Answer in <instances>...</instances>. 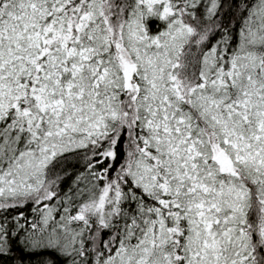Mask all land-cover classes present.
<instances>
[{
	"label": "snow or ice",
	"instance_id": "1",
	"mask_svg": "<svg viewBox=\"0 0 264 264\" xmlns=\"http://www.w3.org/2000/svg\"><path fill=\"white\" fill-rule=\"evenodd\" d=\"M0 264H264V0H0Z\"/></svg>",
	"mask_w": 264,
	"mask_h": 264
}]
</instances>
